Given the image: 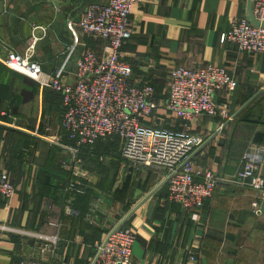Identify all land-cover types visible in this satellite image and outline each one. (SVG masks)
<instances>
[{"label": "crops", "instance_id": "crops-1", "mask_svg": "<svg viewBox=\"0 0 264 264\" xmlns=\"http://www.w3.org/2000/svg\"><path fill=\"white\" fill-rule=\"evenodd\" d=\"M105 1L0 0V169L14 187L6 207L0 200V264H92L94 244L119 225L135 234L133 264H185L189 253L194 264H264V194L234 180L243 152L264 145L252 141L255 133L264 134V52L249 54L220 41L232 19L246 17L247 0H142L131 8V35L121 47L133 82L154 84L155 123L162 126L169 119L163 104L172 68L211 63L234 74L232 119L220 127L218 119L204 116L188 127L203 137L190 156L194 170L218 179L203 208L185 212L169 205L163 170L106 156L86 163L85 179H72L77 194L88 192L89 198L85 207L74 203L81 211L65 212V200L76 198L56 188L54 173L65 172V157L30 134L63 138L60 95L1 60L8 52H31L42 73L72 82L82 52L75 38L96 52L105 42L68 24L87 5ZM169 120L174 125L167 127H180ZM38 235L55 238L50 251L39 252Z\"/></svg>", "mask_w": 264, "mask_h": 264}, {"label": "built area", "instance_id": "built-area-1", "mask_svg": "<svg viewBox=\"0 0 264 264\" xmlns=\"http://www.w3.org/2000/svg\"><path fill=\"white\" fill-rule=\"evenodd\" d=\"M142 0H106L87 5L68 28L105 42L101 52L89 48L75 38L82 52L74 62L73 80L66 82L55 75L42 73L31 60V52L19 55L8 52L1 63L4 67L60 95L62 105L59 127L65 141L51 138L52 147L66 154L61 168L71 179H85V164L79 156L84 147L92 148L98 139L118 138L121 158L132 167L157 168L164 171L167 185L166 202L182 211L201 210L210 199L218 179L209 170L196 171L190 160L194 150L203 143L201 135L188 127L201 117L216 118L219 126L230 121V95L236 87L234 74L223 66L206 63L197 68L176 66L169 72L164 108L170 118L181 123L182 130H172L156 124L154 111L158 107L154 87L149 83L135 84L132 68L121 58V47L131 35V8ZM252 14L264 22V0H252ZM221 42L234 44L238 51L257 54L264 52V28L255 26L245 17L230 21ZM45 130H48L47 128ZM31 136L42 137L35 131ZM105 157H99L104 162ZM264 145H250L242 154L241 167L234 180L264 194L261 167ZM200 178V181H195ZM64 192L78 193L73 182ZM14 187L6 171L0 169V200L7 206ZM72 199L65 200V212L73 213ZM258 209V202L253 203ZM39 252L50 251L54 237L35 236ZM135 234L130 228L117 226L104 240L94 244L92 264H133L131 261ZM188 254L185 264H194Z\"/></svg>", "mask_w": 264, "mask_h": 264}, {"label": "trees", "instance_id": "trees-1", "mask_svg": "<svg viewBox=\"0 0 264 264\" xmlns=\"http://www.w3.org/2000/svg\"><path fill=\"white\" fill-rule=\"evenodd\" d=\"M93 38V37H92ZM97 40V39H96ZM191 68V67H190ZM170 72V71H169ZM149 84H151L154 87L153 83L148 82ZM155 90V87H154ZM57 94V93H56ZM58 95V94H57ZM60 97V96H59ZM60 99V98H59ZM157 99V98H156ZM61 113H62V108H61ZM244 120H250L249 115L243 117ZM264 119V116H263ZM162 126V125H161ZM164 128H167L165 126H163ZM168 129H172V130H182V127H178V128H171L168 127ZM29 136V135H28ZM27 137V135H26ZM30 137V136H29ZM33 138V137H32ZM62 141H65L64 135L63 138L61 139ZM252 141L253 143H263L264 144V134L262 133H255L252 136ZM247 150V149H246ZM245 150V151H246ZM244 151V152H245ZM243 152V153H244ZM79 156H81L83 158V162L86 165L87 162H94V160L98 163L99 161V157L103 156V157H110L111 159L114 158H121L120 156V147H119V141L118 138L115 136H107L104 139H98L95 143V145L92 148L89 147H84L81 149V154H79ZM242 157V155H241ZM94 159V160H93ZM89 160V161H88ZM91 160V161H90ZM101 169V166H100ZM103 169V167H102ZM54 176H57L56 180H55V184H56V188L65 194H68L67 192H64V188L66 185L69 184V182H72V179L70 178L68 173H54ZM64 176V178L62 179V177ZM46 179L48 180V176H46ZM65 180V182H64ZM61 182H64V184ZM60 183V184H59ZM39 184V183H38ZM64 185V186H63ZM63 186V187H62ZM77 193H75L76 198L74 199V201L71 203V208L73 209V211H75L76 209H78L79 211H81L82 208H79L78 206H74V203H82V206H86V201L89 198V193L86 192V194L84 195H76ZM74 196V197H75ZM85 198V199H84Z\"/></svg>", "mask_w": 264, "mask_h": 264}, {"label": "rangeland", "instance_id": "rangeland-1", "mask_svg": "<svg viewBox=\"0 0 264 264\" xmlns=\"http://www.w3.org/2000/svg\"><path fill=\"white\" fill-rule=\"evenodd\" d=\"M163 107H164V104H163ZM170 117L171 116H169L168 115V118L170 119ZM168 119V121H166L167 122V126L168 125H171V124H173L174 125V122H172L171 120H169ZM179 125L181 126V123H179ZM163 126H165L164 124H163ZM167 126H165V127H167ZM168 128V127H167ZM47 131V130H46ZM40 135L42 136V137H38V136H32L33 138H35V139H37L38 141H41V144H45L48 148H50V149H52L53 151H56V148L55 147H52V144H51V138H53V137H51V136H48L47 134H45V133H40ZM203 138V137H202ZM62 154V156L63 157H65L66 156V154H63V153H61ZM67 157V156H66Z\"/></svg>", "mask_w": 264, "mask_h": 264}, {"label": "water", "instance_id": "water-1", "mask_svg": "<svg viewBox=\"0 0 264 264\" xmlns=\"http://www.w3.org/2000/svg\"><path fill=\"white\" fill-rule=\"evenodd\" d=\"M250 23H252L255 26H261L264 28V22L260 23L258 20H256L252 14V0H247V12L245 17ZM120 226V225H119Z\"/></svg>", "mask_w": 264, "mask_h": 264}]
</instances>
